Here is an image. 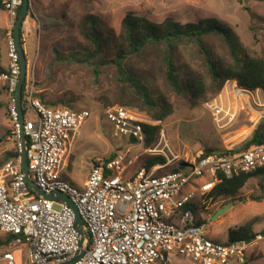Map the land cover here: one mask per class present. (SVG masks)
Here are the masks:
<instances>
[{
	"label": "built area",
	"instance_id": "2783aa9c",
	"mask_svg": "<svg viewBox=\"0 0 264 264\" xmlns=\"http://www.w3.org/2000/svg\"><path fill=\"white\" fill-rule=\"evenodd\" d=\"M0 2L9 20L7 68L0 70V84L6 94L10 137L18 152L0 167V233L11 236L0 253V264H17L13 251L19 245L26 246L19 264H173L174 257L193 264H249L250 251L262 236L256 235L251 241L214 240L199 224L198 212L204 207L203 198L220 181L219 173L230 178L264 166V141L238 151L228 148L202 157L199 152L191 164L180 162L182 167L177 165L178 170L169 171L162 170L171 160L166 155L168 143L161 139L147 150L151 155L164 156L167 163L140 167L129 174L127 151L98 156L83 186L73 185L62 173L77 129L90 111L46 106L38 96L34 74L27 77L26 72L20 120L15 104L20 64L12 26L21 0ZM227 85L236 98L264 107L260 89L241 87L236 80H226L224 88ZM206 104L216 122H231L238 115L217 99ZM25 106L34 119L24 116ZM103 114L113 124L115 135H125L140 144L145 142V124L157 123L141 116L139 110L119 104L103 105ZM22 134L31 179L46 194L59 191L69 197L87 232L83 240L66 202L38 196L27 186L20 165Z\"/></svg>",
	"mask_w": 264,
	"mask_h": 264
},
{
	"label": "rangeland",
	"instance_id": "374dc122",
	"mask_svg": "<svg viewBox=\"0 0 264 264\" xmlns=\"http://www.w3.org/2000/svg\"><path fill=\"white\" fill-rule=\"evenodd\" d=\"M50 8L52 14L62 21H42L41 42L39 38L30 35L28 39H23L22 46L27 61V77L34 74L35 85L46 102L63 100L72 109L86 108L90 111V116L77 129L67 166L62 173V177L73 185L83 186L92 161L98 156L120 155L127 151L125 161L131 160L128 166L130 174L139 169L146 158L156 156L151 155L147 149L155 147L162 139L168 143L166 155L171 160L167 163L168 160L163 156L164 164H167L162 170H169L180 162L191 164L193 158L205 149L226 150L240 147L255 132L261 120L259 117L264 115V107L254 106L252 103L248 105L244 100L236 98L230 85L224 88L225 82L219 91L208 93L207 101L196 107H190L183 96L177 95L165 81V45L159 43L149 44L139 53L129 56L125 66L146 83L155 98L165 95L173 105V113L161 122L156 121L160 126L159 133L156 142L148 147L144 142L136 143L125 135H115L114 126L105 118L103 104L99 99L102 95L112 98L121 87L115 66L101 65L96 71L95 64L80 63L70 55L84 45L76 29V23L83 13L95 11L103 23L118 32L122 16L126 11L132 10L153 21H161L169 15L183 18L182 20L195 18V13L199 16H215L231 28L243 51L248 55L264 57V0H76L66 20L62 17L61 10L54 11L55 3ZM204 42L214 57L230 60L226 46L219 36H206ZM174 63L181 76L189 66L201 71L209 80L203 55L193 41L177 42ZM260 97L264 101L263 92ZM214 99L231 111H236V119L231 122H227V119L216 122L206 104ZM139 112L141 116L150 119L144 111ZM24 116L34 119L26 106ZM9 132L6 94L0 87V167L5 161L6 153L16 150ZM250 195L262 197L252 200ZM203 199L204 207L198 213L204 222L206 235L214 240L224 241L227 239L228 229L251 221L252 230L262 237L253 245L248 262L264 264V236L260 233L264 228L263 173L250 177L234 195L215 200ZM228 203L230 206L225 212L211 219L217 208ZM54 208H58V205L54 204ZM4 249L6 246L0 245V253ZM25 250L24 245L15 247L13 253L17 264L22 261ZM179 259L173 264H193L184 258Z\"/></svg>",
	"mask_w": 264,
	"mask_h": 264
},
{
	"label": "trees",
	"instance_id": "16d2710c",
	"mask_svg": "<svg viewBox=\"0 0 264 264\" xmlns=\"http://www.w3.org/2000/svg\"><path fill=\"white\" fill-rule=\"evenodd\" d=\"M76 0H64L61 7L62 17L67 18L68 12ZM20 9V8H19ZM0 10L4 5L0 2ZM19 12V11H18ZM195 18H175L166 16L161 21H153L145 15L137 14L128 10L120 21L118 32L108 27L100 20L95 11L90 10L83 13L76 23V29L84 41V45L70 57L76 61L86 64H95V70L101 65L112 64L116 68L117 80L121 87L112 98L106 95L99 97L103 105L119 104L133 109L144 111L153 121H163L173 113V105L165 95L156 98L152 95L146 83L137 75L126 68V60L129 56L139 53L149 44L163 43L165 51L163 55L165 81L177 94L185 98L190 107H196L207 101L210 92L219 91L226 80H236L237 84L244 88H258L264 93V57L248 55L239 45L231 28L219 21L215 16H199ZM22 26L20 30L21 44H24ZM217 35L226 46L230 60L214 57L206 47L204 37ZM193 41L203 55L206 72L209 80L199 70L187 67L183 76L179 75L174 63V50L179 41ZM56 57L58 52L55 49ZM0 70H4L0 67ZM41 101L49 107L66 106L63 100L48 103L38 93ZM71 108V107H69ZM72 109V108H71ZM146 135L144 145L146 147L154 144L159 133L158 124H145ZM10 133V132H9ZM131 141H135L132 139ZM264 141V118H261L255 132L240 147L231 151L246 149L252 144ZM217 151L210 148L200 151V157ZM114 155V154H113ZM111 155V156H113ZM18 156L17 149L7 152L5 161ZM165 158L161 155L146 158L140 167L149 168L156 164H163ZM1 165V166H2ZM178 170L177 166L169 171ZM264 175V166L254 172L239 173L230 178H225L219 173L220 181L207 194L206 198L215 200L222 196L234 195L252 176ZM262 196L250 195L252 200L260 199ZM194 209V207L192 208ZM199 219V224H203ZM264 236V228L260 231ZM257 233L252 230L251 221L228 229L227 241L238 239L251 241ZM11 236L0 237V245H7Z\"/></svg>",
	"mask_w": 264,
	"mask_h": 264
},
{
	"label": "water",
	"instance_id": "95a60500",
	"mask_svg": "<svg viewBox=\"0 0 264 264\" xmlns=\"http://www.w3.org/2000/svg\"><path fill=\"white\" fill-rule=\"evenodd\" d=\"M29 7H30V0H21V6L19 9L18 15L16 19L14 20V23L12 26L13 38H14L17 54L19 57V64H20V73H19L18 83L15 89V104H16V109L18 111L19 118L21 121L23 119L22 111H21V90H22V84L26 77L27 61H26V57L24 54L23 46L21 44L20 30H21V26L23 22L25 21L27 17ZM21 142H22V149H21V156H20V165H21V170L24 174V179H25L27 186L31 190H33V192L38 196H42L46 199L57 198V199H60L66 202L73 210L74 226L77 229V231L80 233L81 239L83 240L84 237H87V232L84 229L83 222L78 214L77 208L75 207V205L72 203V201L69 199V197L66 194L59 192V191L46 194L42 192L34 184L33 180L30 177L29 171H28L27 159H26V137L23 134L21 135ZM179 166L182 167V165H179ZM229 206H230V203L217 208L215 212L212 214L211 219H214L217 216L221 215L223 212L226 211V209L229 208ZM62 264H65V263H62Z\"/></svg>",
	"mask_w": 264,
	"mask_h": 264
},
{
	"label": "crops",
	"instance_id": "0c3cea01",
	"mask_svg": "<svg viewBox=\"0 0 264 264\" xmlns=\"http://www.w3.org/2000/svg\"><path fill=\"white\" fill-rule=\"evenodd\" d=\"M64 0H30V7L25 21L22 24L23 39H28L30 35L32 37L39 38L41 42V23L46 22H59V18L53 15L50 8L55 3L54 11L61 10ZM0 67L2 69L7 68V56H6V32L9 27V20L5 10H0ZM62 21V20H60ZM65 21V20H63ZM63 23V22H60ZM0 87L4 89V86L0 84ZM84 183V182H83ZM179 258L174 257L173 263H177ZM180 260V259H179Z\"/></svg>",
	"mask_w": 264,
	"mask_h": 264
}]
</instances>
